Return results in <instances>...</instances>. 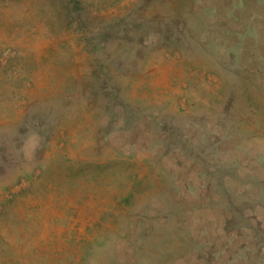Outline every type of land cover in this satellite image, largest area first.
Here are the masks:
<instances>
[{
    "label": "rangeland",
    "instance_id": "374dc122",
    "mask_svg": "<svg viewBox=\"0 0 264 264\" xmlns=\"http://www.w3.org/2000/svg\"><path fill=\"white\" fill-rule=\"evenodd\" d=\"M0 264H264V0H0Z\"/></svg>",
    "mask_w": 264,
    "mask_h": 264
}]
</instances>
